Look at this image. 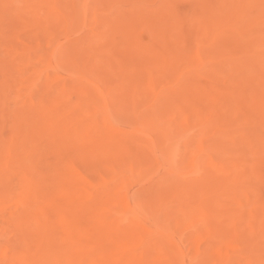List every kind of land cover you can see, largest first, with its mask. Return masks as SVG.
Instances as JSON below:
<instances>
[{
	"label": "rangeland",
	"instance_id": "374dc122",
	"mask_svg": "<svg viewBox=\"0 0 264 264\" xmlns=\"http://www.w3.org/2000/svg\"><path fill=\"white\" fill-rule=\"evenodd\" d=\"M53 1V14L77 19L70 40L85 49L90 32L99 40L73 74L48 58L45 70L60 87L54 109L75 115L84 102L78 82L89 81L107 98L108 118L99 121L110 134L139 132L155 143L137 170L109 167L107 188L125 206L104 208L122 217L145 207L148 217L136 222L166 232L165 264H264V0ZM39 2L0 0V264L27 248L14 229L29 204L18 195L19 176L47 193L57 160L73 152L27 109L34 72L52 40L64 39L58 25L39 21L50 14ZM73 162L78 175H89L90 163ZM188 204L203 217L178 221L174 212Z\"/></svg>",
	"mask_w": 264,
	"mask_h": 264
},
{
	"label": "bare ground",
	"instance_id": "6f19581e",
	"mask_svg": "<svg viewBox=\"0 0 264 264\" xmlns=\"http://www.w3.org/2000/svg\"><path fill=\"white\" fill-rule=\"evenodd\" d=\"M39 3L50 11L39 21L58 25L64 39L52 40L53 51L41 60L43 64L34 72L37 82L28 89L31 102L27 109L42 123L48 136L60 140L59 148L66 147L68 143L73 152L65 154V159L57 160L59 172L54 175V187L47 193L33 192L26 176H19L18 195L29 199V204L24 206V219L17 222L14 229L20 233L27 248L12 259L6 257L5 264H165L160 253L162 249L165 252L169 250L166 232L162 229L146 232L136 222V217H148L145 207L140 205L122 217H113L104 208L109 202L125 206L115 197L113 189L107 188L112 179L109 167L121 165L137 170L145 155L154 151L155 143L139 132L125 134L128 136L110 134L107 124L99 121V118H108L109 113L103 109L107 98L89 81L78 82L81 85L78 92L84 102L79 106L83 108L75 115L63 118L58 111L60 108L54 109L55 104L61 101L55 96L60 87L54 83L55 76L45 70L48 58L73 74L77 61L86 51L95 50V43L99 40H93L97 35L90 32L91 40H88L86 49L70 40L68 32L77 20H71L74 15L70 19L62 14H53L58 11L53 0H40ZM73 13L76 14L75 11ZM11 79L15 81V78ZM198 118L196 121L202 123L204 117ZM125 137L130 138L132 144H123L121 139ZM127 152L131 155L129 159L124 158ZM74 160L90 163L88 176L76 173ZM92 180H97L99 187L93 188ZM174 214L178 221L203 217L200 209L190 204L177 209ZM32 230H42V236L28 240L27 233ZM152 235L155 242L146 244V238ZM127 245H142L148 253L134 255L127 250Z\"/></svg>",
	"mask_w": 264,
	"mask_h": 264
}]
</instances>
